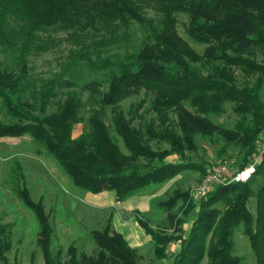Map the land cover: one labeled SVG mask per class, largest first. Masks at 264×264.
Returning a JSON list of instances; mask_svg holds the SVG:
<instances>
[{"label":"trees","instance_id":"trees-1","mask_svg":"<svg viewBox=\"0 0 264 264\" xmlns=\"http://www.w3.org/2000/svg\"><path fill=\"white\" fill-rule=\"evenodd\" d=\"M151 3L161 16L159 21L147 16L144 0H0V46L19 54L17 70L0 68V111L8 118V123L0 122V139L29 135L77 187L93 194L112 192L121 202L185 171L206 173L202 164L168 163V153L155 150L153 142L167 143L173 153L185 156L197 151L198 136L222 140L226 148H240L244 158L239 166L244 167L254 156L256 142L264 132V0ZM179 14L188 17L187 35L207 45L202 54L179 34ZM134 24L145 35L137 52L124 60L98 64L89 61L95 69L118 68L120 72L110 76L105 92L98 82L83 87L91 92L90 101L99 108L91 109L88 131L74 137L76 125L86 120L85 104L79 95L69 92L57 111L48 113L61 81L44 82L38 90L28 82V56L44 50L39 33L49 28L74 31L75 35L105 30L115 40L120 30L127 33ZM195 64L209 67L210 74L202 76ZM236 71L246 78L245 86L236 84ZM143 91L151 96L156 118L148 128H136L120 104ZM185 102L196 111L188 110ZM228 102L235 104V113L243 118L235 129L210 118ZM108 108L114 110L117 136L106 122ZM117 137L123 141L125 151ZM263 175L264 163L251 181L220 186L198 205L189 191L183 190L159 202L157 205L169 212L171 222L177 225L183 222L174 213L180 203H184L188 217L197 207L198 211L187 238L181 227L175 230L181 234L168 235L153 230L148 220L138 219L155 243L157 257L165 258L167 246L181 241L182 248L172 264H202L206 259V264H242V258L233 255L234 232L242 224L257 263L264 264V186L257 193L255 218L248 208L252 185ZM14 176V190L38 221L39 244L46 264H59L51 252L53 228L43 201H34L23 183L25 178ZM5 235L6 227L0 226V260L4 262ZM91 235L97 245L93 254H78L74 248L71 260L65 264H141V256L122 234L107 227Z\"/></svg>","mask_w":264,"mask_h":264},{"label":"rangeland","instance_id":"rangeland-1","mask_svg":"<svg viewBox=\"0 0 264 264\" xmlns=\"http://www.w3.org/2000/svg\"><path fill=\"white\" fill-rule=\"evenodd\" d=\"M151 1L144 0L145 12L149 18L159 21L161 16ZM178 20L179 34L198 53L202 54L207 45L197 43L187 35L185 26L188 17L179 14ZM144 37V32L136 24L127 33L124 29L120 30L116 37L117 40H114V37H111L105 30L75 35L74 31L49 28L39 33V42L44 50L33 52L28 56V82L33 85L34 90H38L44 82L54 79L61 81V85L57 88L58 96L48 107V113L57 111L58 106L63 103L69 92H76L79 95L85 104L84 115L86 120L74 128V137H78L88 131V118L91 109L93 107L94 109L99 108L96 102L90 101L91 92L83 90V87L90 82H98L101 84V90L105 92L108 90L110 76L120 72L118 68L95 69L89 64V61L92 60L98 64L104 60H124L126 56L141 48ZM87 53L89 57L86 56ZM18 57V53L0 46L1 69L17 70ZM194 67L202 76L210 74L207 66L195 64ZM235 75L236 84L240 87L245 86L243 83L247 82L246 78L239 71H236ZM150 100L151 96L143 91L140 96H133L121 102L120 107L126 117L132 121L133 127L148 128L151 122L155 120L156 116L151 110ZM185 107L192 112L196 111L190 102H185ZM234 107V103L228 102L223 105L219 114L211 115L210 118L224 127L238 128L243 118L235 113ZM113 117V108H108L106 122L112 128V133L117 136ZM172 120H175L174 115H172ZM0 122L8 123V118L3 111H0ZM117 138L124 150L123 141L121 138ZM195 143L197 151L187 152L185 156L173 153L167 143L153 142L152 144L155 150L168 153L167 162L171 160L173 163L193 162L202 164L205 172L220 160L231 159L238 166L244 158V154L238 146L230 145L226 148L222 140L211 141L198 136ZM14 175H18L19 179L25 178L23 183L30 190L34 201H43L53 228L51 252L54 258L59 260V264H65L71 260L74 248L78 254L92 255L97 249V245L92 238V231L87 229L76 203H86L89 198H94L97 195L77 187L62 166L43 148H39L29 135H26L21 138L0 139V226L6 227L5 241L7 245L5 252L7 260L6 262L0 260V264H46L42 247L39 244L38 221L34 212L23 204L14 190ZM205 175L206 173L203 174L204 177ZM203 176L189 184L188 191L197 205L203 197L196 195L195 192L202 183ZM20 184L22 186V180H20ZM263 186L264 175L257 178L252 185L253 197L249 201L248 208L254 218L256 217L257 193ZM185 210L186 207L182 202L174 211L178 218L183 221L179 225L172 223L170 218L164 222L156 220L157 217L154 214L151 215L152 225L156 227V231L169 234H175L176 231L174 230L173 233L172 229L181 227L183 231L181 233L187 237L198 207L190 217L184 214ZM98 227H95L94 230L101 231L100 224ZM130 229V235L139 241V249L135 248V250L141 256V264H170L171 261L169 262V260L158 263L154 255L155 245L153 242L144 236L136 226H132ZM233 241V255L242 258V264H258L250 240L244 234L242 224L236 228ZM167 248L172 255H175L180 249V245L174 243ZM206 263L207 259L202 264Z\"/></svg>","mask_w":264,"mask_h":264},{"label":"crops","instance_id":"crops-1","mask_svg":"<svg viewBox=\"0 0 264 264\" xmlns=\"http://www.w3.org/2000/svg\"><path fill=\"white\" fill-rule=\"evenodd\" d=\"M168 163H173V161L168 160ZM200 176H203L201 172L188 170L161 186L148 188L140 195L132 197L123 202L118 201L114 193L105 191L100 194H95L97 196L94 198H89L86 203H76V205H78V211L80 215H82V218L84 219L83 221L85 222V225L89 231H94V228L98 227V224L101 225V231L109 227L112 232L115 231L122 234L130 243L132 248L139 249V241L130 235V228L132 226H136V228H138L144 236L148 237V239L152 241L151 237L147 235L145 230L139 225L138 219L148 220L150 227L156 231V227L152 225L153 221L151 219V215L154 214L157 217H155L156 220H161V222H164L167 220V218H169V212L160 208L157 204L159 202L167 201L175 194L177 190L188 191L190 182L197 181L200 179ZM172 230L174 233L176 228ZM164 234L175 236L178 235L177 233ZM174 243H179L180 245V249L175 253V255H172L170 250L168 251V248H166L165 258L159 259L154 251V255L158 263L167 260H169V262L171 261L170 264L173 263L175 256L182 248L181 241H174L168 246L170 247ZM153 244L155 245L154 242ZM154 249L156 250V245L154 246Z\"/></svg>","mask_w":264,"mask_h":264},{"label":"built area","instance_id":"built-area-1","mask_svg":"<svg viewBox=\"0 0 264 264\" xmlns=\"http://www.w3.org/2000/svg\"><path fill=\"white\" fill-rule=\"evenodd\" d=\"M264 163V132L256 142L254 156L244 167L237 166L231 159L220 160L207 171L195 194L205 197L220 186L247 183L257 173L258 166Z\"/></svg>","mask_w":264,"mask_h":264},{"label":"water","instance_id":"water-1","mask_svg":"<svg viewBox=\"0 0 264 264\" xmlns=\"http://www.w3.org/2000/svg\"><path fill=\"white\" fill-rule=\"evenodd\" d=\"M118 201H119V199H118Z\"/></svg>","mask_w":264,"mask_h":264}]
</instances>
